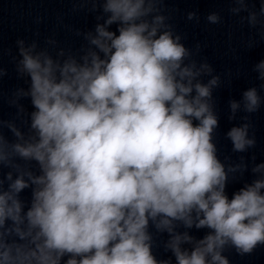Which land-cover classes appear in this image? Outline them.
Wrapping results in <instances>:
<instances>
[{"label":"clouds","instance_id":"clouds-1","mask_svg":"<svg viewBox=\"0 0 264 264\" xmlns=\"http://www.w3.org/2000/svg\"><path fill=\"white\" fill-rule=\"evenodd\" d=\"M82 2L99 15L94 30H76L79 49L16 41L28 87L8 97L15 117H0V264H230L226 251L264 246V162L243 155L257 146L264 59L252 69L259 89L228 101L229 121L245 114L224 134L241 155L222 160L221 76L195 58L199 43L181 42L165 0ZM251 2L228 0V11L264 29V0L258 11ZM187 20L200 22L196 12ZM7 74L0 66V81ZM248 171L255 178L230 198L228 184ZM161 245L171 257L157 258Z\"/></svg>","mask_w":264,"mask_h":264}]
</instances>
